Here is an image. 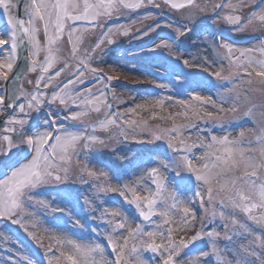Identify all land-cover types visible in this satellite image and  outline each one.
<instances>
[{
  "label": "snow or ice",
  "instance_id": "1",
  "mask_svg": "<svg viewBox=\"0 0 264 264\" xmlns=\"http://www.w3.org/2000/svg\"><path fill=\"white\" fill-rule=\"evenodd\" d=\"M193 5L194 0H0V11L6 18V28L0 30V56H3L0 60V81H3L0 83V220L19 225L37 239L35 233L28 232L27 221L35 216L28 209L50 207L46 200L37 199V191L66 180L68 168L64 165L73 155L79 158L83 154L86 159L103 155L106 142L94 134L96 127L117 126L125 141L131 128L133 140L147 133L151 137L147 143L166 142V150L136 165L142 171L131 184L113 186L108 183L107 172L94 171L87 165L80 169L82 182L88 183L85 175L92 180V191L83 197L81 206L82 209L86 206L88 211L81 219H75L69 211V219L74 227L82 230L89 218L100 221L91 231L95 233L101 224L104 226L100 236L111 245L115 259L106 257L104 244L97 240L65 236L57 243L67 250L50 256L48 264H264V105L260 107L258 126L241 129L236 136L225 131L226 126L231 127L241 117H252L251 108L236 115L239 106L249 102L253 91L264 92V39L245 48L229 39L231 33L244 32L250 27L264 32V0H236L235 3L228 0L212 6L215 19L208 25L211 38H206L205 43L213 53L210 63L221 65L219 70L210 73L216 78L213 87L220 91L216 92L217 99L193 91L188 100L175 101L184 111L159 117L183 121L173 123L170 128L157 125L149 129L146 121L120 122L124 113L114 111L109 102L111 82L119 77L91 66L101 62L107 51L105 46L115 44L116 35L129 36L133 32L123 25L109 26L113 18L120 19L126 13L141 9L182 10ZM245 10L247 16L235 14ZM143 19H150L152 24L146 30L136 29L141 38L161 27L162 15L158 17L152 11H145ZM218 23L221 27L216 26ZM165 24L172 27L170 23ZM175 31L177 36H183L191 30L182 26ZM21 46L27 53L23 69L19 65ZM62 46L67 55L61 54ZM161 50L171 52L172 44L161 39L141 51L156 56ZM41 52L45 53L43 60L39 58ZM183 63L187 65L188 61ZM226 70L228 75H223ZM25 72L37 73L34 81H27L32 90L21 83ZM242 76L247 78L244 83L248 87L239 90L224 87L225 83L241 80ZM89 83L92 86L84 87ZM156 86L169 89L164 83ZM110 95L116 99L114 92ZM165 99L172 100V97L157 99L154 105L162 108ZM207 107L215 112L206 111ZM102 109L107 110L103 120L89 126L86 121L90 112L99 113ZM197 121H211L212 126L189 143L191 136L186 137L184 132L199 133ZM217 126L225 134H214ZM193 149L205 151L197 157ZM144 165L154 166L144 168ZM108 166L114 178L121 180L119 169L112 164ZM178 169L188 175L180 176ZM170 173L178 177L175 186H170ZM180 182L188 186L181 187ZM108 194H118L133 206L136 215L132 221L125 212L107 208L100 210L98 216L90 217L89 213H95L103 205L101 197ZM197 198L208 214L209 223L201 222L193 235L177 239L175 233L187 232L195 224L193 206ZM174 214L181 218L176 228L170 226L176 223ZM217 216L223 222L219 226L222 230L211 227ZM135 220L139 222L134 223ZM158 220L168 227L162 228ZM117 233L126 234L116 239ZM0 238V243H10L3 233ZM198 241L202 242V248L183 258L184 250ZM149 252L153 256L145 258ZM3 264H34V261L17 250L15 257L9 255Z\"/></svg>",
  "mask_w": 264,
  "mask_h": 264
},
{
  "label": "rangeland",
  "instance_id": "2",
  "mask_svg": "<svg viewBox=\"0 0 264 264\" xmlns=\"http://www.w3.org/2000/svg\"><path fill=\"white\" fill-rule=\"evenodd\" d=\"M0 25L3 26V29L6 28V18L3 16L2 11H0ZM223 28L226 29V27ZM244 37L245 32H236L229 35V39L232 41H237L240 39L243 40ZM206 38H211L209 33H202L199 37L191 42V44H193L194 41L198 42L197 54H199L198 56H200L199 65L202 69H200V73L197 70V74H195V71L191 70L190 76H197L201 78V80L206 82L207 85H203L197 82L196 85L199 84L202 85V87L197 88L193 86V90L191 92L197 91L201 95L212 96L213 99H217L216 92L220 91V89L213 87V83L216 82V80L211 77L210 73L219 70L221 65L219 62H215L217 63V65L215 63H210L213 58V53L207 49V45L205 43ZM41 41L43 43L42 33ZM237 46L245 48V46L242 44ZM44 55L45 53L41 52L39 58L43 60ZM205 57H207V60L205 59ZM109 60H112V62L105 65L103 69V71H105L107 75L117 76L119 78L131 76L124 72L126 71L125 66L129 68L132 67V65H130L129 63L130 59L126 58L125 54L112 52L105 59V61ZM175 61H177V58L171 57L170 62L173 64ZM184 66L185 64L183 63L182 67ZM224 66L225 68H227L226 64ZM153 72L156 73V76H158L159 78H153L152 80L148 81L146 85L138 87L139 89L143 90L134 92L132 88L130 89L128 84H122L121 87H119L118 85L115 86V89L113 88L114 92L123 93V95L118 96V103L121 105L118 111L124 113V115L120 118V122L124 120L137 122L146 121L149 129L155 128V126L157 125L162 128H170L173 123L183 122L181 119L171 120L160 119L159 117H167L170 113L184 111L182 107L176 106L174 102L189 99V95L191 94V92L186 93L183 91V89H188L190 82H185L182 85L183 89L178 91L180 92L181 97L168 96L166 95V90H161L156 86V84L164 83L162 80H160L161 73L157 71ZM223 75H228V71L226 70ZM170 76L174 77L175 74H170ZM36 77L37 73L29 72L27 77L22 79L21 83L24 84V87L26 89L32 90V85L27 84V81H34ZM153 81H155V83H153ZM244 81L245 77L242 76L241 80H233L231 84L225 83L224 87H233L238 90L246 88L247 84L244 83ZM0 83H3V81H0ZM220 83L223 82L221 81ZM125 93L127 94V96L125 95ZM162 97H172V100L165 99V103L162 108L159 106H155V100ZM138 104L143 105L144 107L138 109L135 108V106ZM261 105H264V92L258 91L257 93H253L249 98L248 103H242L239 106L238 113L236 115H240L241 113L247 111L249 108L253 110L254 115L252 117H241L239 121H234L231 127L226 126L225 131L230 133L232 136H236L241 129L247 130L258 126L259 118L261 115ZM225 107H228V105L226 104ZM128 109H135V111H127ZM205 110L215 112V109L211 107H207ZM106 111L107 110L105 109V112ZM91 117L95 116H89L88 119H90V121ZM225 119H230V117H225ZM95 120L99 121L101 119L97 115L95 117ZM197 124L200 129L199 133H197L196 131H193L191 133H189L188 131L184 132V135L186 137L191 136V140L189 141V143L194 142L198 134L204 135L212 126L211 121H197ZM88 125L91 126L92 124ZM0 128H2V125H0ZM89 131H91V127H89ZM120 131L121 128L117 126H110L108 129L96 127L94 134L99 135L101 138L105 139L106 142V146L102 148L103 155L96 156L95 158L89 157L87 159L83 154H81L79 158L73 155L71 160L66 162V164L64 165L68 168L67 179L59 184L50 185L37 191V199H44L50 205V207L48 208L36 206L28 209V211L35 213V216L27 221V223L30 225L28 227V232L35 233L37 239H33V237L29 236L27 232H25L24 229L19 225L4 223L0 220V233H3V235L7 236L10 240V243H8L7 245L0 243V264H3V261H5L9 255L15 257V252L17 250H20L22 252V255L28 256L32 261H34V264H48L50 256H58L60 251L67 250L65 247H62L57 243L58 239H62L65 236H71L73 238L81 239L84 241L97 240L98 242L104 244L106 257L112 260L115 259V254L111 251V245L108 244L107 240L104 237L100 236V232L104 231V226L101 224L100 229L95 233L91 231L92 228L97 227V224H100V221L89 218L86 227L82 230L78 227L73 226V221L69 219L68 212L72 211L75 219H81L84 213L88 211L86 206L83 209L81 208V206L83 205V197L89 195V193L92 191L91 178L87 177V175L84 176V179L87 180L88 183H84L80 179V169L84 165H87L88 168L93 169L94 171L102 170L104 172H107L109 177L108 183L113 186L123 183L131 184V182L139 175L140 171H142V169H138L136 167V165L140 161L147 160L149 157L154 156L160 150H166L165 141L147 143L146 141L151 139V137L147 135V133L138 136L137 140H133L132 129L128 128V140L125 141L123 137L119 135ZM136 131L140 132V128H136ZM214 134L219 136L225 133L221 131L217 126ZM110 137L111 139H109ZM157 145L161 147L158 148ZM204 151L205 149H193V154L199 157L204 153ZM109 164H112L114 168L119 169L120 175L122 177L121 180L118 181L114 178L112 168L108 166ZM150 166L154 165H144L143 167L146 168ZM177 171L180 173V176L188 175V173L183 170L178 169ZM168 175L171 181L170 186H175L178 177H176L175 173H170ZM180 186L185 187L188 185H186L185 182H180ZM187 195L189 197H193L192 192H188ZM101 199L104 200L103 205L101 206V208H98L95 213H89L90 217L92 215L98 216L100 210H102L103 208H107L109 210L117 209L125 212L128 215L130 221L134 219L136 215L134 212V208L133 206L126 204L123 201V197H120L118 194H108L107 196L101 197ZM198 208L201 215V222H203L205 225H208V214H206L204 209L200 207L197 198V203L193 206V210L196 213L195 221L198 220V213L196 210ZM54 209H63L64 211H54ZM219 210L220 209L217 207L216 211L219 212ZM211 211L212 209L209 207V213ZM76 212H80V215H76ZM173 219L176 221V223L170 226L176 228L177 225L181 222L180 215L174 214ZM81 222L83 223L84 221L81 220ZM135 222H139V220H135L134 223ZM157 222L161 223L162 228L168 227V225H163L159 220ZM222 223L223 222L220 220L219 216H217L215 224H212L211 227H217L219 230H222L219 228ZM33 224L35 225L34 227L31 226ZM191 228L192 227H190L189 230ZM205 230H207V228ZM178 233L180 232L175 233V235ZM125 234L126 233H117L115 238L121 239ZM8 248H12L13 251H7ZM49 248H51V251L48 250ZM197 248H202V242L199 247L196 246L184 250L185 256L183 258H187L193 255ZM149 257H152V253H145V258ZM16 259L20 258L17 257Z\"/></svg>",
  "mask_w": 264,
  "mask_h": 264
},
{
  "label": "flooded vegetation",
  "instance_id": "3",
  "mask_svg": "<svg viewBox=\"0 0 264 264\" xmlns=\"http://www.w3.org/2000/svg\"><path fill=\"white\" fill-rule=\"evenodd\" d=\"M180 2H183V0H180ZM228 0H194V5L192 7H186L185 9L182 10H174L170 9L168 7H162L161 10L157 9H141L132 13H126L123 17L120 19H115L113 18L111 21H109V26L113 25H123L126 27H130L133 29L132 34L129 36L132 38L133 43H138L143 39V37H140V33L136 31V29H145L146 26L152 24V21L150 19H143V15L145 11H152L155 15L160 17L162 15V20L159 22L161 23V27L157 29L154 32H152L149 36H153L154 34H159L165 36V40H168L170 37V32H176V28L178 27H186L190 29L191 31L189 32H203L202 30V18H204L211 10L212 6L217 3H227ZM233 3L236 2V0H232ZM198 6V7H197ZM203 8L204 11H200V9ZM190 13L192 14L190 16ZM237 13H241L242 16H247L248 12L245 11H239ZM210 16L214 17L212 12L210 13ZM215 19V18H214ZM134 21V23H133ZM165 22L170 23L172 25L171 28L167 27ZM183 30V28H182ZM211 31V29H206V32ZM244 32H261L259 28L253 29V28H248ZM128 37V36H125ZM149 46H142L141 49H148ZM164 53H168V50H161ZM65 52L67 55V50L62 49L61 53ZM149 59H146L145 61H136V63H150L154 64V60L151 55ZM137 70V69H136ZM88 80L91 81L92 77L89 76ZM90 84L84 85V87H90Z\"/></svg>",
  "mask_w": 264,
  "mask_h": 264
},
{
  "label": "water",
  "instance_id": "4",
  "mask_svg": "<svg viewBox=\"0 0 264 264\" xmlns=\"http://www.w3.org/2000/svg\"><path fill=\"white\" fill-rule=\"evenodd\" d=\"M27 53L24 51V47L21 46V49H20V58H19V65H20V69H23L26 65V57Z\"/></svg>",
  "mask_w": 264,
  "mask_h": 264
},
{
  "label": "bare ground",
  "instance_id": "5",
  "mask_svg": "<svg viewBox=\"0 0 264 264\" xmlns=\"http://www.w3.org/2000/svg\"><path fill=\"white\" fill-rule=\"evenodd\" d=\"M0 30H3V26L0 25ZM0 60H3V56H0Z\"/></svg>",
  "mask_w": 264,
  "mask_h": 264
}]
</instances>
